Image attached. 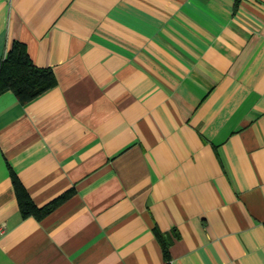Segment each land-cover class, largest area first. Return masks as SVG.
Instances as JSON below:
<instances>
[{"label":"crops","instance_id":"0c3cea01","mask_svg":"<svg viewBox=\"0 0 264 264\" xmlns=\"http://www.w3.org/2000/svg\"><path fill=\"white\" fill-rule=\"evenodd\" d=\"M15 41L56 84L0 94V264H264V0H0Z\"/></svg>","mask_w":264,"mask_h":264},{"label":"trees","instance_id":"16d2710c","mask_svg":"<svg viewBox=\"0 0 264 264\" xmlns=\"http://www.w3.org/2000/svg\"><path fill=\"white\" fill-rule=\"evenodd\" d=\"M55 84L56 76L53 69L35 65L26 44L21 41H15L6 57L0 59V94L11 90L25 104ZM12 180L24 215L43 218L72 194L67 192L49 204L38 207L16 174L12 175ZM165 251L167 254V243Z\"/></svg>","mask_w":264,"mask_h":264},{"label":"built area","instance_id":"2783aa9c","mask_svg":"<svg viewBox=\"0 0 264 264\" xmlns=\"http://www.w3.org/2000/svg\"><path fill=\"white\" fill-rule=\"evenodd\" d=\"M2 232H4V230H1Z\"/></svg>","mask_w":264,"mask_h":264}]
</instances>
